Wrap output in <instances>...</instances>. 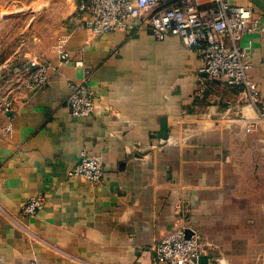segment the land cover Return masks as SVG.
Wrapping results in <instances>:
<instances>
[{"label":"crops","instance_id":"crops-1","mask_svg":"<svg viewBox=\"0 0 264 264\" xmlns=\"http://www.w3.org/2000/svg\"><path fill=\"white\" fill-rule=\"evenodd\" d=\"M79 1L46 62L59 68L49 66L51 82L28 89L22 72L0 95V264H164L154 246L181 226L220 247L203 254L212 263L247 257L263 241L248 216L262 210L246 201L264 193V125L246 133L239 119L255 118V106L201 73V53L179 37L96 33L78 19ZM234 2L264 15V0ZM241 44L264 97V36ZM59 45L84 65L60 63ZM87 76L94 113L71 116L69 84ZM85 152L102 159V183L70 174ZM39 194L42 209L24 215Z\"/></svg>","mask_w":264,"mask_h":264},{"label":"built area","instance_id":"built-area-1","mask_svg":"<svg viewBox=\"0 0 264 264\" xmlns=\"http://www.w3.org/2000/svg\"><path fill=\"white\" fill-rule=\"evenodd\" d=\"M77 15L96 33L148 27L159 40L168 35L179 37L186 47L201 53V73L242 89L246 99L255 106V118L239 119L245 132L251 133L264 125V97L249 74L253 66L251 54L241 44L245 34L259 32L264 36V15L237 5L234 0H80ZM56 51L60 63L73 60L78 66L84 65L82 58H72L62 45L57 46ZM49 66L54 71L59 69L33 60L31 79L26 81L25 87L34 91L44 89L51 82ZM88 80L89 76L80 83L69 84L71 91L66 106L71 116L89 117L94 113L96 96ZM7 129L11 131L12 127L9 125ZM70 174L82 175L93 184H100L105 175L103 161L85 152ZM43 205L44 196L35 195L21 211L24 215H36ZM208 245L201 233L188 232L181 226L168 231L154 250L157 260L164 264H204L200 258ZM22 264L37 262L31 260ZM207 264H212L209 258Z\"/></svg>","mask_w":264,"mask_h":264},{"label":"rangeland","instance_id":"rangeland-1","mask_svg":"<svg viewBox=\"0 0 264 264\" xmlns=\"http://www.w3.org/2000/svg\"><path fill=\"white\" fill-rule=\"evenodd\" d=\"M79 0H0V95L9 96V84L26 73L31 79L33 60L45 64L56 48L63 24ZM262 187V184H255ZM244 201V200H243ZM247 207L262 210L248 215L253 225H260L257 237L263 241L244 248L247 257L225 264H264V193L254 192ZM247 216V217H248ZM244 217L245 216H241ZM208 250L220 247L209 239ZM215 264V263H212Z\"/></svg>","mask_w":264,"mask_h":264},{"label":"water","instance_id":"water-1","mask_svg":"<svg viewBox=\"0 0 264 264\" xmlns=\"http://www.w3.org/2000/svg\"><path fill=\"white\" fill-rule=\"evenodd\" d=\"M164 123H165V121L163 120V131H162V133L160 134L161 135V137H163V138H167L168 137V133H167V131H166V129H165V125H164ZM200 261L202 262V263H204V264H207V261H208V256H201V258H200Z\"/></svg>","mask_w":264,"mask_h":264}]
</instances>
